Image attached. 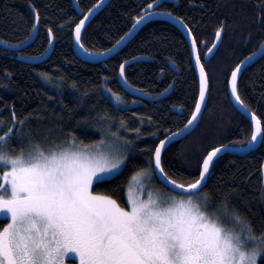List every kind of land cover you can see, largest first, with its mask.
Returning a JSON list of instances; mask_svg holds the SVG:
<instances>
[{"label": "trees", "instance_id": "1", "mask_svg": "<svg viewBox=\"0 0 264 264\" xmlns=\"http://www.w3.org/2000/svg\"><path fill=\"white\" fill-rule=\"evenodd\" d=\"M99 1L77 0L79 15L72 0H0V41L22 45L37 27L35 39L24 49L0 47V133L13 128L12 157L35 144L44 148L74 141L76 147L86 148L114 137L125 150L123 168L103 182H94V195H106L127 210L128 187L133 193L140 190L133 177L149 173L152 185L162 193L183 196L158 183L152 161L157 145L186 125L197 103L198 79L187 42L172 24L153 20L106 61H83L74 53V28ZM158 1L110 0L84 28L82 48L91 54L110 50ZM173 1H163L154 11L171 14L187 26L208 80L199 124L161 155L165 176L188 185L199 179L209 152L225 146L243 148L251 141L250 123L231 105L227 83L238 64L264 43V0ZM221 28L220 44L204 62ZM50 34L54 45L46 60L37 64L20 60L43 57ZM136 58L144 60L128 65L123 77L149 100L127 94L118 83L120 67ZM237 94L260 121V143L246 154L219 156L209 168L200 196L193 197H208L210 215H219L227 206L259 235L264 232V55L243 70Z\"/></svg>", "mask_w": 264, "mask_h": 264}, {"label": "snow or ice", "instance_id": "2", "mask_svg": "<svg viewBox=\"0 0 264 264\" xmlns=\"http://www.w3.org/2000/svg\"><path fill=\"white\" fill-rule=\"evenodd\" d=\"M83 23L76 27L77 41ZM222 30L216 32L217 40ZM239 71L231 75L237 102ZM200 76V103L188 125L197 119L205 99L207 78L202 66ZM251 119L255 142L261 125L254 115ZM12 136L13 128L0 133V216L10 221L0 229V264H64L65 258L70 264L77 260L79 264H258L264 260V232L257 235L250 223L227 206L219 215L208 214V197L196 200L192 195L200 196L210 165L227 146L208 153L195 183L182 185L163 177L165 185L188 195L148 193L146 200L129 195L131 207L125 211L114 199L90 191L94 182H103L118 170L122 160L90 156L78 150L74 141L47 149L30 145L12 157ZM165 143L154 154L161 174ZM225 220L231 228L223 226Z\"/></svg>", "mask_w": 264, "mask_h": 264}, {"label": "water", "instance_id": "3", "mask_svg": "<svg viewBox=\"0 0 264 264\" xmlns=\"http://www.w3.org/2000/svg\"><path fill=\"white\" fill-rule=\"evenodd\" d=\"M163 1L174 2L173 0H161V1L156 2L154 5H151V7H148L147 10H146L147 13L143 14L140 19L135 21V23H134L133 27L131 28L130 32L125 37H123L113 48H111L110 50H108L106 52H103V53L91 54V53H88L87 51H85L82 48L81 43H80V37H79V41H77V38H76V27L80 24V22H81L80 21L78 23V25L74 28V32H73L74 53L76 54V56L79 59H81L83 61H86V62H91V63L103 62V61H106L107 59L111 58L112 56H114L123 46H125L129 42V40L136 34V32L144 24H146L147 22H150V21H153V20H162V21L168 22V23L172 24L183 35V37L185 38V40L187 42V45L189 47L191 58H192L193 67H194V70L196 72V76H197V79H198L199 93H198L197 103H200V83H201L200 67L202 66V62L200 60V65L199 66L197 65L198 51H197L196 43H195V49H194V47H193V42H195L194 38H193L191 32L189 31V29L187 28V26L181 20L177 19L176 17H174V16H172L171 14H168V13L154 11V7H158ZM72 2H73V7L76 9L77 13L79 15H81V11L79 10L78 5H77V0H72ZM109 2H110V0H100L93 8H91L86 13V15L81 19V20L84 21V23H83V26L81 27V30H80V36H81L84 28L89 24V22L93 19V17L101 9H103ZM137 21H140V22L137 24ZM36 35H37V27L35 28L33 36L26 43H24L22 45H19V46H10V45H7V44L3 43L2 41H0V47H2L4 49H7L9 51H14V52L20 51V50L24 49L25 47H27L30 43H32L33 40L35 39ZM49 37H50L49 49L45 53V55L43 57H40V58H37V59H25V60L22 58L20 60H22L24 62H27V63H30V64H37V63H40V62L46 60L49 57V55L51 54V52L53 50V45H54V41H53V38H52L51 34H50ZM220 40H221V36H220L219 40H217V38L215 36V40H214L213 44L211 45V47L208 49V51L206 52V54L203 57L204 62H208L210 60V58L214 55L215 51L217 50V48H218V46L220 44ZM213 45H215V47H213ZM263 55H264V43L258 48V50L255 53H253L252 55H250V56L246 57L245 59H243L238 64V66L233 70V71H235L237 68H240V71H239V73L237 75V81H238L241 73L243 72V70L246 67H248L251 64H253L256 60H258ZM249 57H251V59H249ZM141 60H144V59L143 58H136V59H133V60L123 64L122 65L123 66V70L128 65H130V64H132L134 62L141 61ZM204 72H205V70H204ZM232 72H231V74L229 76L228 86H227L229 100H230L231 105L233 106V108L250 123L252 131L254 133V131H255V122L251 119V117L254 114L252 112H250L241 103V101L237 102L236 98L232 95V91H231V75H232ZM205 75H206V73H205ZM206 78H207V76H206ZM118 83L120 84V86L123 89V91L126 92L127 94H129L131 96H134V97H137V98L144 99V100H149V97L147 95H145L144 93L132 88L131 86H129L125 82L124 77L121 76V67H120L119 74H118ZM207 99H208V80H207V88H206V92H205V99L201 103V111L198 114L197 119L195 121H193V123L191 125H188V122H187L186 125L181 130H179V131L167 136L165 139H163L162 141H166V143H165L164 148L161 150V155H162L163 151L170 144H172V143H174L176 141L184 139L185 137H187L189 134H191L195 130V128L199 124L200 119L202 117V114H203V112L205 110ZM172 110L173 111H177L180 115L182 114V112L179 111L178 109L173 108ZM194 112H195V109H194ZM191 117H190L189 120H191ZM260 140H261V134H260V136L257 137V140L255 142H252V140H251L246 147H243V148L227 147V149L225 151H222L221 153H218V155L214 158L213 161H215L219 156H221V155H223L225 153H233V152H235V153H239V154H246V153L254 150L255 148H257V146L260 143ZM160 143L157 145V147L160 146ZM219 148H225V147H219ZM152 168H153L154 176H155L156 180L158 181V183L161 186H163L165 189H167V190H169V191H171L173 193H176V194H179V195H184V196L188 195L187 193H182L181 190L174 189L171 185H165V183L163 182V177L165 176V174L164 173L161 174L160 171L155 168L154 155H153V161H152ZM201 171H202V165H201L200 172ZM207 177H208V174L206 175L205 181L203 182V187L205 186ZM203 187H202V189H203ZM192 195H194V193Z\"/></svg>", "mask_w": 264, "mask_h": 264}, {"label": "rangeland", "instance_id": "4", "mask_svg": "<svg viewBox=\"0 0 264 264\" xmlns=\"http://www.w3.org/2000/svg\"><path fill=\"white\" fill-rule=\"evenodd\" d=\"M116 103V100L114 101ZM108 139H104L102 138L97 144H95L93 147H77L78 150H83L86 152V154L90 155V156H96V157H107L109 160L112 159H117V160H122L123 163L121 164L120 168L116 171H114L113 173L107 175L105 177V179L107 178H111L113 176H115L122 168L124 165V161L126 159V154H125V150L123 148L122 145H120L116 139L113 137L111 140L106 141ZM52 147V146H50ZM45 149L49 148V146L44 147ZM26 152V151H25ZM15 157V156H14ZM144 175H142L138 181H135L136 186L138 185L137 189H140L139 192L138 191H134V193L131 191L130 186L128 187V192L126 194V202H127V206L128 209L125 211L130 210V204L128 203L129 201V195H131V197L133 199H139V200H146L147 199V194L148 193H152L153 195L156 194H160L164 197H168V196H173L174 194L172 193H162L159 188H157L155 185H152V181L150 180V175L149 173H143ZM0 176H2V173H0ZM0 184H2V181H0ZM91 191V189H90ZM92 192V191H91ZM93 194V193H92ZM94 195V194H93ZM177 198H180L181 196L176 195ZM184 196V195H183ZM186 196V195H185ZM195 199V197H194ZM201 198H198L196 200H199ZM0 222H2V228L3 227H7V224L10 222L9 220H7L4 216H0ZM223 226L227 227V228H231V225H224ZM1 228V229H2ZM64 264H70V262H68V259L65 258ZM76 264H79V261H76Z\"/></svg>", "mask_w": 264, "mask_h": 264}, {"label": "bare ground", "instance_id": "5", "mask_svg": "<svg viewBox=\"0 0 264 264\" xmlns=\"http://www.w3.org/2000/svg\"><path fill=\"white\" fill-rule=\"evenodd\" d=\"M228 84V83H227Z\"/></svg>", "mask_w": 264, "mask_h": 264}]
</instances>
